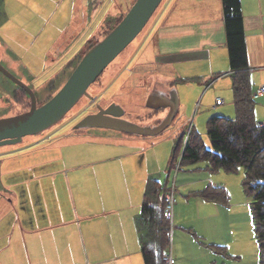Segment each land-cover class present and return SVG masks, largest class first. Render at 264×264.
<instances>
[{
    "label": "crops",
    "instance_id": "1",
    "mask_svg": "<svg viewBox=\"0 0 264 264\" xmlns=\"http://www.w3.org/2000/svg\"><path fill=\"white\" fill-rule=\"evenodd\" d=\"M132 1L125 6L126 0H111L110 3L107 0H56L54 8H43L45 4L42 8L53 10L54 14L89 19L102 12V6L108 10V6L112 5L110 16L117 17ZM240 2L249 77L254 92L264 84V0ZM142 49L143 54L139 52L136 57V70H132L130 75L153 73L158 83L148 91V95L159 98L155 104L166 106L171 96H177V112L172 124L175 120L183 121L186 136L189 129L190 132L196 131L194 114L188 116L189 113L181 111L186 103L180 102L177 85H202L205 81H212L210 90H213L215 100L210 102L209 107H216L215 111L219 112L217 117L235 115L221 0H164L148 28ZM217 100H223V104L216 106ZM254 103L255 119L260 122L264 116V98H258ZM167 113L168 109H162L153 118L155 121L162 120ZM77 136L73 134L70 138ZM129 136L119 139L127 147L128 143L134 145L131 143L134 137ZM157 140L136 137V156L129 152L123 154L122 151L99 160L98 153L88 157L82 155V159L88 160L84 162L87 166L97 162L111 166L102 170L87 171L88 167L76 164L68 170L55 169L54 165L61 162L60 158L45 157L39 152L9 154L6 157L10 167L5 173L6 197L0 204V212L6 206L0 217V264H144L136 220L140 214L145 183L151 179L167 186L171 170H175L173 183L178 197L173 208L172 251L170 249L174 264H186L188 256L183 253L186 249L183 242L189 244L193 251L195 259L192 264H215L217 253L210 247H222L232 256L235 253L231 241L233 230L229 231L227 218L233 214L231 206L240 203L245 204L246 209L247 203L244 197H235V188H238L239 194V182L235 185V179L223 171L210 172L206 163L181 171L179 165L176 169L170 168L169 160L166 176L167 170L162 168L143 174L138 169V152L153 147L151 144ZM144 155L141 154V162ZM132 156L136 157V178L131 171L133 164L123 163ZM70 175L75 177L74 181L67 179ZM139 182L144 186L138 198ZM70 183H73L72 187ZM89 186L92 189L100 187L98 193L101 198H94L100 202L96 208L92 206L93 199L87 192ZM60 187L70 197H74L72 189H78L75 197L79 200L70 203L68 217L61 215ZM207 187L224 188L228 202H207L197 196ZM134 190L132 197L130 191ZM2 200L0 197V203ZM222 263L225 262L219 264Z\"/></svg>",
    "mask_w": 264,
    "mask_h": 264
},
{
    "label": "rangeland",
    "instance_id": "2",
    "mask_svg": "<svg viewBox=\"0 0 264 264\" xmlns=\"http://www.w3.org/2000/svg\"><path fill=\"white\" fill-rule=\"evenodd\" d=\"M164 1V0H163ZM163 1L155 11L150 21L144 27L142 32L135 40L107 67L100 79L93 84L88 92L93 96V103L107 104L109 102L116 103L124 111L123 119L137 126H154L155 113L147 105L148 91L157 83V78L153 73L144 76L130 75L132 70H136V57L141 52L143 54V40L152 23L155 15L163 5ZM111 2V0H107ZM106 2V4H107ZM130 0H126L125 6H128ZM56 0H0V65L20 82L29 87L34 93L38 106L47 101L60 86L67 80L70 71V65L74 62V57L82 49L86 40L93 36L95 31L100 30L105 20H112V5L108 6V10L101 7V11L95 18L67 16L63 14H54L53 10H44L43 8H54ZM45 4V7L42 5ZM104 4V5H106ZM109 12V13H108ZM101 14H105L101 16ZM100 19H103L101 22ZM107 28H103L104 31ZM97 36H101V33ZM140 57V56H139ZM138 60V58H137ZM58 76V77H56ZM56 77V78H55ZM55 78V79H54ZM132 79L136 81V86L132 84ZM54 81L49 87L50 81ZM212 81H205L202 85L189 84L188 86H179L176 88L179 92L180 102H185L186 107H181V111H185L188 116L194 114L193 125L199 133L206 149H210V141L206 134V122L210 117L219 116V112L215 111L216 107H209L210 102L215 100L213 90L211 89ZM16 85L0 73V119L12 117L21 114L19 111L23 109L24 102H18L19 94H16ZM175 92V91H174ZM15 95V96H13ZM213 95V97H212ZM231 97V92H229ZM13 97V98H12ZM25 98L23 97V101ZM215 102V101H214ZM90 101L81 99L77 105L65 116V118L57 125L49 128L39 135L24 137L22 142L0 148V197L2 203L6 197L5 186H7L8 160L6 157L11 153H44L45 157L54 156L60 158L59 164L55 163L54 168H64L68 170L72 165H83L90 170L100 169L109 166L107 163L97 162L87 166L84 163L88 160L82 159V155L88 157L90 154L98 153V160L104 158L108 154L122 151L124 153H133L136 156V137L142 139L141 136L134 137L128 147L119 139L126 137L123 133H118L103 129H84L74 131L75 123L88 111L91 110ZM214 104V103H213ZM24 113V112H23ZM231 117L225 118H232ZM183 121L175 120L161 135L151 137L158 139L153 147H146L140 153L138 169L144 174L145 172H153L158 168H162L165 175L168 172V162L173 157L175 150L181 152L180 136L185 133L183 129ZM79 135L77 138L71 139L72 135ZM118 138V139H117ZM147 138V137H144ZM150 139V138H148ZM116 141H119L116 143ZM151 143V142H150ZM125 146V147H124ZM141 149V148H139ZM107 151L109 153H107ZM140 151V150H139ZM141 154H145L141 162ZM114 155V154H113ZM129 158L124 161L128 165L133 164L132 174L136 178V157ZM53 157V158H54ZM135 157V158H134ZM51 158H46L47 160ZM132 159H134L132 161ZM179 163V160H177ZM203 164V163H200ZM93 165V166H92ZM127 165V166H128ZM31 166V165H30ZM177 166V165H176ZM111 167V166H109ZM129 167V166H128ZM191 165L178 166L181 171H187ZM129 168H127L128 170ZM176 169V167H174ZM126 170V171H127ZM86 172H83L84 174ZM177 173V172H176ZM224 173V172H223ZM65 175V171L63 172ZM175 170H171L170 184L174 182ZM235 179V185L238 181L237 195L247 200L245 204L235 203L232 207L233 214L228 219L229 231L233 230L234 243L232 251L235 252L230 258H225L221 254H215V264L225 262L227 264H259V250L253 231V222L250 215L251 200L245 195L242 189V179L244 170L239 168L236 173L226 174ZM142 177V176H141ZM140 177V178H141ZM74 176H68V180L74 181ZM99 178V177H98ZM232 180V181H233ZM163 182V181H162ZM73 186V183H70ZM138 198L143 190V183L139 182ZM135 188L138 187L135 185ZM100 187H88L89 197L93 199L92 206H99L101 194L98 193ZM177 188L174 192V207L176 206ZM68 190V187H67ZM74 190V197H70L67 191L60 187V211L62 217H68V210L72 201H78L75 197L78 189ZM233 190V187H232ZM134 191H130L133 197ZM241 191V192H240ZM235 200V199H234ZM5 207L1 208L0 217ZM173 207V208H174ZM4 213V212H3ZM9 214V213H8ZM14 217V216H13ZM232 226V227H231ZM174 230L173 221L171 222V251H172V231ZM182 245L186 249L181 251L188 256L186 264H192L195 257L189 244L183 242Z\"/></svg>",
    "mask_w": 264,
    "mask_h": 264
},
{
    "label": "trees",
    "instance_id": "3",
    "mask_svg": "<svg viewBox=\"0 0 264 264\" xmlns=\"http://www.w3.org/2000/svg\"><path fill=\"white\" fill-rule=\"evenodd\" d=\"M135 1L133 0L119 16L103 22L100 30H103L104 27L107 30H98L85 42L70 65L67 78L84 54L120 23ZM221 5L235 115L233 118L216 116L206 122V134L210 141V149L205 148L202 138L196 131L192 130L189 133L185 145L186 135L180 136L182 150L181 152L175 150L169 164L170 168H173L176 165L181 167L206 163L210 172L223 171L227 174L236 173L239 168L244 170L242 189L251 200L250 215L259 250V264H264V127L256 121L254 114L255 103L252 98V83L249 77L241 2L240 0H221ZM99 32L101 36H97ZM53 82V80L50 81L48 87ZM59 89L49 96L47 101ZM15 91L20 96L18 102H24V107L19 112L28 111L30 107L28 95L19 87ZM23 97L26 101L22 100ZM165 191L166 186L158 181L148 179L145 183L140 214L136 220L144 264H164L163 257L171 249V223L163 216ZM197 196L207 202L219 204L228 202V194L222 187H207ZM210 249L225 258H230L222 247H210Z\"/></svg>",
    "mask_w": 264,
    "mask_h": 264
},
{
    "label": "water",
    "instance_id": "4",
    "mask_svg": "<svg viewBox=\"0 0 264 264\" xmlns=\"http://www.w3.org/2000/svg\"><path fill=\"white\" fill-rule=\"evenodd\" d=\"M162 1L136 0L120 23L84 54L59 91L40 106L32 90L0 65V73L24 90L30 100L28 111L0 119V148L17 145L24 137L41 134L61 122L82 98H91L89 88L142 32ZM158 99L151 95L147 103L153 110L168 109L157 125L141 127L129 123L122 119L123 109L112 104L106 109L99 107V112L94 115L85 116L75 124L73 130L103 129L141 137L161 135L175 118L177 96H171V103L166 106L163 104L158 107L155 104Z\"/></svg>",
    "mask_w": 264,
    "mask_h": 264
},
{
    "label": "built area",
    "instance_id": "5",
    "mask_svg": "<svg viewBox=\"0 0 264 264\" xmlns=\"http://www.w3.org/2000/svg\"><path fill=\"white\" fill-rule=\"evenodd\" d=\"M264 98V84L261 85L259 88H257L254 92H252V98L253 100H256L258 98ZM223 104V100H217L215 105L220 106ZM260 126L264 127V116L262 121L259 122ZM190 133V129L187 132L186 140L185 143L187 142V137ZM174 192H175V186L174 183L168 184L166 186V191L164 195V200H165V208L163 212L164 218L169 221L170 223L172 222V217H173V207H174ZM164 264H174L175 260L171 255V251H167L166 254L163 257Z\"/></svg>",
    "mask_w": 264,
    "mask_h": 264
},
{
    "label": "flooded vegetation",
    "instance_id": "6",
    "mask_svg": "<svg viewBox=\"0 0 264 264\" xmlns=\"http://www.w3.org/2000/svg\"><path fill=\"white\" fill-rule=\"evenodd\" d=\"M136 75V74H135ZM130 81H131V79H130ZM133 81V82H132ZM132 84L133 85H135L136 86V81H134V79H132ZM95 84V83H94ZM89 93V92H88ZM90 94V93H89ZM90 97L91 98H87V97H84V98H82V99H87V100H89L90 101V106H88V107H92L91 108V110L90 111H88L86 114H84L77 122H79L82 118H84L85 116H87V115H94V114H96V113H98L99 112V110H98V108L100 107V108H102V109H106L107 107H109L110 105H112V104H114L115 106H118V104H116V103H112V102H109V103H107V104H101V103H93L92 102V98H93V96H92V94H90ZM169 103H171V102H168V104ZM77 105V104H76ZM160 105H163L162 103H157V106L159 107ZM120 107V106H119ZM163 110H165V109H163ZM154 113H155V115H158L161 111H162V109H155V110H152ZM123 117H124V115L122 116V119H123ZM76 122V123H77ZM160 122V118L157 120V121H155V124L154 125H157L158 123ZM75 123V124H76ZM75 126V125H74ZM84 130V129H83ZM74 131H78V130H74Z\"/></svg>",
    "mask_w": 264,
    "mask_h": 264
}]
</instances>
